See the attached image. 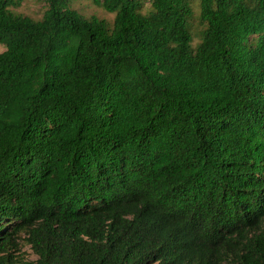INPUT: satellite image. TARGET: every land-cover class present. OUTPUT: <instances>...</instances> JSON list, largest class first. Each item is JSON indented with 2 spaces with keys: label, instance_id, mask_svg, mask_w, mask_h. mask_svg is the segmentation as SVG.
Segmentation results:
<instances>
[{
  "label": "trees",
  "instance_id": "16d2710c",
  "mask_svg": "<svg viewBox=\"0 0 264 264\" xmlns=\"http://www.w3.org/2000/svg\"><path fill=\"white\" fill-rule=\"evenodd\" d=\"M25 1L0 0V264H264V0Z\"/></svg>",
  "mask_w": 264,
  "mask_h": 264
},
{
  "label": "rangeland",
  "instance_id": "374dc122",
  "mask_svg": "<svg viewBox=\"0 0 264 264\" xmlns=\"http://www.w3.org/2000/svg\"><path fill=\"white\" fill-rule=\"evenodd\" d=\"M190 2L193 4V7L196 6V3L198 2V0H190ZM41 4L36 3L34 0H28L22 3V5L20 6V9L24 12H27L29 14H33L35 16H39L42 12V8L40 6ZM77 5L84 9L85 13H94L95 11H97V13L99 14H104V11L101 9H96L95 8V4H94V0H78ZM197 9V6H196ZM196 12H198V9L196 10ZM195 42L193 43V46H195ZM25 249L27 250V254L31 259H36V255L32 254L31 250L28 248V246L25 247Z\"/></svg>",
  "mask_w": 264,
  "mask_h": 264
}]
</instances>
